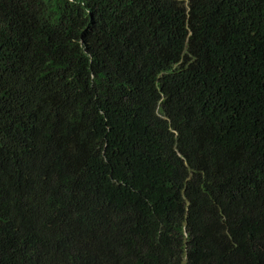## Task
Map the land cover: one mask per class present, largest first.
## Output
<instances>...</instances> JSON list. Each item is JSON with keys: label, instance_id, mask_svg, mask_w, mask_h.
I'll use <instances>...</instances> for the list:
<instances>
[{"label": "trees", "instance_id": "obj_1", "mask_svg": "<svg viewBox=\"0 0 264 264\" xmlns=\"http://www.w3.org/2000/svg\"><path fill=\"white\" fill-rule=\"evenodd\" d=\"M0 264H264V0H0Z\"/></svg>", "mask_w": 264, "mask_h": 264}]
</instances>
